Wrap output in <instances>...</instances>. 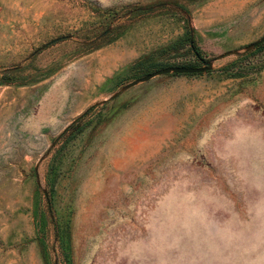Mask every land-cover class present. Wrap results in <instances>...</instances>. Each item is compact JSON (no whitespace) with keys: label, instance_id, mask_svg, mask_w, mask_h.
Instances as JSON below:
<instances>
[{"label":"rangeland","instance_id":"rangeland-1","mask_svg":"<svg viewBox=\"0 0 264 264\" xmlns=\"http://www.w3.org/2000/svg\"><path fill=\"white\" fill-rule=\"evenodd\" d=\"M189 29L209 71L53 142L200 66ZM263 34L264 0H0V264H264Z\"/></svg>","mask_w":264,"mask_h":264},{"label":"water","instance_id":"water-1","mask_svg":"<svg viewBox=\"0 0 264 264\" xmlns=\"http://www.w3.org/2000/svg\"><path fill=\"white\" fill-rule=\"evenodd\" d=\"M107 31V30H106ZM67 36H62L61 38H66ZM58 38H55L54 40H56ZM51 40L50 42L54 41ZM49 42V43H50ZM264 42V34L262 36H260L257 40L250 42L249 44H246L243 48V52H247L255 47H257L259 44ZM189 43H191V30L189 29ZM240 52L236 51V50H231V51H227L224 54H221L219 56H217L215 59H218L220 57H223L227 54H234V55H238ZM201 65L200 66H166V67H161L158 69H155L151 72H148L146 74H144L143 76L137 77L135 79H133L130 82H127L125 84H123L118 90L114 91L112 94H110L107 98L101 100L100 102H97L95 104L90 105L89 107H87L75 120H73L70 124L74 123L78 118L82 117L89 109H91L93 106L98 105V104H102L107 100H110L114 97H116L121 91L132 87L138 83L141 82H145L155 76L158 75H163V74H169V73H174V74H194V73H201V72H205V71H209L212 68V60H200ZM66 125L62 131L54 138L53 142L56 141L61 134L68 128V126L70 125ZM36 167H34L35 170Z\"/></svg>","mask_w":264,"mask_h":264},{"label":"trees","instance_id":"trees-1","mask_svg":"<svg viewBox=\"0 0 264 264\" xmlns=\"http://www.w3.org/2000/svg\"><path fill=\"white\" fill-rule=\"evenodd\" d=\"M188 44H189L190 50L192 51L193 55H194L195 57H197L198 60H202L201 57H200V55H199V53H198V51H197L196 48L193 46V44H192V40H191V43H189V40H188ZM151 66L153 67V66H155V65H152V64H151ZM224 70H226V68H224ZM72 124H73V123H72ZM72 124H70V125H72ZM70 125H69L68 127H70Z\"/></svg>","mask_w":264,"mask_h":264}]
</instances>
